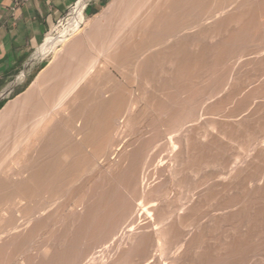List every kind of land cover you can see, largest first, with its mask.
<instances>
[{"label":"bare ground","instance_id":"obj_1","mask_svg":"<svg viewBox=\"0 0 264 264\" xmlns=\"http://www.w3.org/2000/svg\"><path fill=\"white\" fill-rule=\"evenodd\" d=\"M256 6L259 8L258 11ZM84 7V1H82L71 10L66 28L60 31L57 44L41 48L40 56L51 54L49 64L37 75L25 92L10 101L0 111V261L3 257L10 255L11 250L16 251L15 249L19 248L22 250V253H19L22 256L21 260L19 259V264H44L53 256L56 255L54 257L56 258L59 253L62 255L61 251L64 252V249L59 248L60 252H57V254L54 250L55 246L63 244L75 246L74 242L78 243L77 238L83 228L86 232L91 231L92 228V233L99 232V234H95V238L97 239L96 235L99 237L96 241L93 239L92 243L87 240L89 244H83L85 247L82 248L83 250L78 255V259L74 260L78 261L77 264H106L103 256L106 254L105 258L107 259L108 253L112 251H120V254L116 253V255H120L119 258L114 262L111 260L112 264H182L184 259L182 254L187 252L186 254L190 257L189 254L192 255L195 252L192 249L196 246L197 249L200 245L204 246L208 237L204 235L213 233L208 232V228L209 230L210 228L211 230L216 229L213 226L216 224L219 227L222 226L224 220H228L225 223L226 227H230L227 229L232 230L231 234L233 232L241 233V230H245L242 237L241 234H234V237L239 235L243 243L245 242L244 235L247 238L246 241L253 240V237L257 234L254 232L256 235L252 237V228H257L258 225L261 226L264 220L260 222V219L264 215H261V217L260 214L264 213L258 211L260 214L257 215V218V216H254L257 211L254 212L253 209L249 211L250 208L246 207L249 204L246 205V202L252 196L251 192H254L256 197L257 195L260 196L259 199L264 195V170H261L263 173L258 171L261 175L258 174V177L255 175L256 177L252 180L248 177L244 180V178L238 176L243 173L244 169L249 170L248 166L251 162H253L251 163L253 165L255 162L254 167L257 168V163L263 160L261 158H264V138L263 140L260 138V140H247L246 145H248L244 147L249 148L248 146L251 144L258 145V147H252L255 153L249 155L251 158L244 157L242 160L240 157L247 154L243 155L239 150L240 154L238 155L231 152L234 154L233 158L231 154L232 159L230 158L229 163L227 159L225 160L229 166L230 163L232 164L228 167L229 169L226 168L227 171L223 170L225 172L220 175L219 173L207 175L209 167L217 165L216 157H219L222 153L220 136H223V134L218 137L217 135L213 136L214 133L212 136L207 133L203 134V132H199L200 127L197 126L199 124L196 122L203 119L202 114L199 113L202 112L204 106L205 108L209 107L210 104L206 107L205 103L212 99L211 95L215 91L213 89L214 91L211 93L212 89L209 90L211 97L207 95L208 93L206 94V84L211 78H208L207 68L212 66L217 73L221 69L223 71L224 56L230 57L231 54H236L238 45L235 46V42L237 43L241 38L243 41L245 39L247 41L245 37H249L248 40H254L255 34L253 32L259 35L264 31L262 29L264 26L262 25L260 28L258 24L262 31L257 34L259 29L254 26V17L258 13L260 17H263V21L261 19L260 22L264 24V0H112L104 10L95 15L80 32L76 33V27L83 19ZM257 20H259V17ZM242 32H245L244 35L241 34ZM246 33H249L248 36H246ZM250 34H254V36L252 35L253 37L250 38ZM261 35L263 36V34ZM243 41L239 42L243 44ZM240 43L237 44L240 45ZM262 43L258 46H262ZM200 47H202V50ZM204 47H206L205 50ZM196 48L201 51L198 55H196L198 53ZM256 48L260 50L258 47ZM193 50L194 52H192ZM243 50L245 51V48ZM255 54L252 53V55ZM211 55L215 56V59H213V64L210 65L212 59L209 61L208 58L209 63H206V57H211ZM262 55L264 56V54ZM236 58L233 57V61H236L234 60ZM242 58L240 60L239 57L238 60L242 61L248 57ZM229 61L232 60L228 59L227 62ZM233 61L234 64L230 62L231 65H229L234 67L237 61ZM213 68H211L212 70L209 69V72L212 73ZM248 68H250V65H248ZM248 68L247 70H249ZM229 69L231 71V68ZM238 72L241 73L239 70ZM213 74L212 76H214ZM223 74L226 75V73ZM223 74L215 75L218 77L221 75L220 78H222ZM258 74L260 75L259 72ZM255 77L257 76L254 75V79ZM215 79L219 80V78ZM238 79L241 78H237V81ZM263 81H261V85L264 83ZM223 83L225 85V81ZM222 85L218 86L217 84L218 87ZM257 86L259 88L260 85ZM260 88L257 93L261 90ZM241 89L243 88H239V90ZM254 91L253 93L257 95L256 90ZM217 92L213 98L218 97L217 94L220 91ZM245 92L247 93V91ZM262 93L257 96L263 95ZM247 95L244 94L242 97ZM223 98L225 97L223 96ZM256 98L258 97H250L253 100ZM242 99L244 100L245 97ZM223 100L225 101V99ZM218 101L220 100L217 99L216 103ZM209 102L213 106L214 103ZM262 103L260 102L261 105ZM244 104L248 105L247 103ZM237 105L239 104L237 103ZM216 108L214 109L217 110ZM209 110L207 112L213 111ZM234 110L232 109V111ZM217 111L219 112V109ZM244 111L242 110V112ZM256 113L255 116L258 114ZM232 115L235 116V113ZM246 118L248 119V117ZM240 119L238 117V120ZM214 120H208L206 123L202 121L208 129L204 128L207 130L213 128L215 126ZM259 121L261 123V120ZM228 122H225V124ZM251 122L254 121L251 120ZM247 124L249 125L250 121ZM237 126L243 127L240 126V123H237ZM251 126L253 127V125ZM259 126L255 128L257 129ZM245 131L244 133L247 132ZM262 135L264 136V134ZM248 136L251 137L249 134ZM253 137L258 138L255 135ZM224 139L228 140L225 136ZM238 142H234L233 145ZM177 145L179 146L177 147ZM241 149L244 153L245 149L243 147ZM241 154L243 156H240ZM156 160L159 162L155 163ZM262 165L264 166V163ZM245 171L247 170H244V173ZM185 172L195 176V181H192L193 184L190 183L192 188L191 185L186 184L192 191L189 187H186L190 190L189 194L188 192L186 194H172L171 188H185V186H182L188 178L184 179L188 175ZM201 173H203L202 177H199V180L196 181ZM154 175L158 176L156 179L160 178L158 180L160 184L157 183L158 186L150 188V183L157 181L155 178L151 181ZM183 175L185 176L183 177ZM240 178L243 180L241 183ZM242 183L245 191L248 190V195L251 194L248 196L245 194L247 192L243 193L246 197H249L246 198V202L244 201V205L242 202L245 196L242 194V197L238 194H241V191L243 192L241 190L244 189L241 188ZM238 190L239 192H236ZM210 191H212L211 195L208 193ZM194 192H197V196H193ZM233 192L234 194L236 192V194H232ZM145 193L147 194L145 195ZM204 193L206 194L203 195ZM206 195L210 196L205 197ZM222 195L227 200L225 199V201L222 198L221 201L224 203L219 202V200L217 204H222L215 207L214 211H212L213 207L210 213H208L209 209L207 213H205L206 210H201L203 200H207L205 198H210L209 202H211L210 200ZM211 196L214 198L211 199ZM255 196L252 197L254 201ZM101 197H103L102 201L100 200ZM98 198L97 201H101V203L95 201ZM260 200L263 201L264 199ZM252 201L249 203L254 208L255 205ZM241 207H243L242 209L249 208V214L246 211L248 218H245L246 215H242L244 210ZM263 208L258 210L261 209L260 211L264 212ZM250 213H254L253 216L256 219H253ZM251 218L254 221L260 218L258 220L260 224L254 226L257 223ZM142 219L145 221L144 224L140 223L143 221ZM202 220H205L206 223L201 222ZM230 220L232 223L229 225ZM252 224L254 227L251 226ZM59 226L63 229L67 227L69 233H66L65 230L64 232L69 235H59L58 230L61 232V228H57ZM226 227L224 228L226 229ZM259 229L264 230V227ZM197 230L198 232L201 230L204 237L198 239L199 237L196 235L201 232L198 233ZM230 230L228 233L224 230L225 234H229L225 238L235 239L236 237L234 238L230 234ZM259 234L261 233L259 232ZM194 236L198 238L195 239ZM229 236H232V238ZM257 238L255 237L254 240ZM238 239L236 238V240ZM218 241H222V239ZM233 241H230L231 246L233 245L235 247L233 249L237 250L236 254L241 256L243 252L238 247L243 250L246 246L242 248L240 245L242 242L240 241H237L239 243L235 241L237 244L234 243L236 245L234 246ZM249 242L251 244L247 246L250 247L252 242L249 240L246 243ZM34 243H42L43 246L39 244L37 252L34 251L36 253L32 255L29 254V250H32L30 247H34L32 245ZM208 243L207 246H212V250H214L213 243H210L212 245ZM226 243L228 244V242ZM263 244L264 242L262 247ZM29 245L31 246L28 247ZM83 245H80L79 248ZM74 246L73 251L72 248H69L70 252L75 253ZM219 246H217V249H219ZM225 246L228 245L225 244ZM225 246H220V250L222 251ZM190 247L191 251H194L193 253H189L188 248L190 249ZM258 247L262 249L261 246L258 245ZM258 247L257 251L260 252ZM231 249L226 248L225 251L228 252H225V256L226 253H230ZM209 251H211V248ZM214 251H216V247ZM217 251L219 252V250ZM217 251L216 253H218ZM250 251L252 252V250ZM52 252L56 254L54 255ZM204 252L206 254L214 253H207V250ZM196 253L194 255H197ZM222 253H218V255ZM244 253L247 252L244 251ZM253 253L251 254L253 255ZM201 254L203 253L201 252ZM248 254L250 255V252L246 254L247 257H249ZM20 255L17 254L18 257L14 258V256L13 258L16 260ZM61 255L59 256L60 261L63 256ZM112 255L114 254L112 253ZM200 255L198 254L199 257H196L198 263L194 262L195 257L191 256L194 264H199V258L202 259L203 257ZM203 255L205 258V254ZM229 255L228 257L231 258ZM235 255L232 256L233 259L237 257ZM239 255L236 259L243 260L244 254L242 257ZM75 256L77 255L75 254ZM75 256L72 255L71 260L75 259ZM69 257L68 260H70ZM206 257L207 260L208 257L211 259V255ZM222 257L225 258V263H223V258V262L220 258V261L218 259H215L218 260L216 262L212 260L213 263L217 264L218 262L219 264L222 262L221 264H226L229 259L226 260L227 257H224V255ZM232 258L231 260H233ZM250 258L249 262H251L252 256ZM185 259L187 260V256ZM245 259L249 260V258ZM19 260L16 261L19 262ZM51 260L54 261V259ZM59 260L54 261L55 264H61L64 261L62 260L60 263ZM192 261L189 260L188 262ZM212 261L210 260V263ZM238 261H236L237 264L240 263ZM4 262L6 264L9 261L6 262L4 258ZM66 262L68 261L66 260ZM66 262L65 264H67ZM70 262L69 264H73V262ZM201 262L200 264H202ZM233 262L232 264H236L235 260ZM246 262L248 264V261ZM210 263L207 261V264Z\"/></svg>","mask_w":264,"mask_h":264},{"label":"rangeland","instance_id":"obj_2","mask_svg":"<svg viewBox=\"0 0 264 264\" xmlns=\"http://www.w3.org/2000/svg\"><path fill=\"white\" fill-rule=\"evenodd\" d=\"M107 6H108V5H107ZM107 6H106V7H107ZM106 7H104V8H106ZM104 8L101 9V10H99L97 13H95V14H93V15L86 14V15H85V18H83V19L80 21L79 25L76 27V33L80 32V31L84 28L85 24H86L87 22H89V21H90L95 15L99 14L102 10H104ZM256 9H257V11L259 10V8H257V6H256ZM67 14H68V11L62 16V18H61V19H62V22H61L59 25H57V24L55 23L54 27H53V28L47 33V35L45 36V38L41 41V43H40L39 47L37 48V50L34 51L33 57H34L35 61L33 62V65L31 66V68H29V69L27 70V72L23 73V77H22V79H21L20 81L17 82V86L13 89V91H12L10 94H7V96L5 97V100H3V102H2V103H4V105L7 104L9 101H12V100H13L14 98H16L18 95H20V94H22L23 92H25V91L29 88V86L32 84V82L34 81V79L37 77V75H38V74H39V73H40V72H41V71H42V70H43V69L49 64V60H50L51 54L49 53V55L47 54L46 56H40L39 53H40L41 48H42L43 46H53V45L57 44V42H58L57 39H59L58 36H60V31H61V30H64V29L66 28V22H67L68 18L70 17V15H67ZM262 15H263V14H262ZM258 17H259V20H257ZM254 18H255V21H256V23H255V21H254V26H255V28L258 27V24H259L260 28L262 27V25L264 26V24H262V22H260L261 19H262V21H263V17H262V16L260 17V14H259V13H258V15H256ZM64 22H65V23H64ZM263 23H264V22H263ZM64 24H65V25H64ZM255 24H256V25H255ZM254 26H253V27H254ZM59 27H60V28H59ZM58 28H59V29H58ZM260 28L258 27L259 31H257V34H258L259 32L262 31V30H260ZM262 29H264V27H263ZM247 32H248V31H247ZM250 32H251V31H250ZM58 33H59V34H58ZM244 33H245V32H244ZM244 33L242 32L241 34L244 35ZM253 33L255 34V37H253L254 34H252L253 36L250 34V35H251L250 38L253 37L254 40H253V39L248 40L249 37H245V38H247V41H246V39H245V41H243L242 38H241L240 40L237 41V43H240L239 41H243L242 43H243V44L245 43L244 45L241 44V43H240V45H239V44H237V43L235 42V44H236L235 46H237V45L239 46V47L237 46L238 48L236 47V50L238 51V53H237V51H236V54H235V55H234V54H231L230 57H228V56H224V59H225V60H224V68H223V66H221V68L224 69V70H223L224 72L221 71V70H222V69H221V70L218 71V73H217L216 70H215L212 66H210L211 64H213V62H214L213 59H215V56H212V55H211V57H209V56H210V55H209V56L206 57V61H207L206 63H209V62H208V58H209V61H210V59L213 60V61L211 60L212 63H209V64H210V65H209L210 67L207 68V72L210 74V75H209V74L207 73V74H208V78L211 77V78H210L211 80H210V79L208 80L209 82H207V84H206V85H207V87H206L207 89L205 88V89L207 90V91H206V94L208 93L207 95H208L209 97L212 96V99H211V100H208L207 103H205L206 107H208V104H210V105H209L208 108H205V106H204V109H202V112L199 113V114H202L201 116H202L203 119L199 120L200 122L198 121V122H196V123L199 124V125H197V126L200 127V129H201V130L199 129V132L201 131V132H203V134H204V133H205V134L207 133V134H210V135L212 136V134L214 133L213 136L217 135V137H218L219 135L223 134V136H222V135L220 136V139L222 140V141H220V142H221L220 145H221V147L223 148V150L221 151V152H222V153H221L222 156H221V155H220L219 157H216V156H215V157H216V161H217L218 163H216L217 165H214L213 167H212V166L209 167L210 169H208V171H207V173H206L207 175H212V173H214V174H218V173H219V175H220V174L224 173L225 171H227V170L229 169L228 167H230V166L232 165L231 163H230V166L228 165V163H229V161H230V158H231V154H232L231 152H233L235 155H238V154H240L241 152H242L243 155L247 154L248 156H247V155L243 156L242 154L240 155V156H243V157H240L242 160H243L244 157H246V158L249 157V155H251V153H252V154L255 153V151L253 150V148L258 147V145H257V146H256V145L254 146L253 144H251L250 146H248L249 148L244 147V146H247V145H248V144L246 145V143L248 142L247 140H253V139H254V140H260V139L263 140V138H264V136L262 135V134H264V133H263V131H264V129H263L264 126L262 127V126L260 125V124L264 125V124H263V123H264V114H263V113H264V106H262V105L264 104V102L262 103V101H264V97L262 98V96L264 95V90H263L264 87H261V86H264V83L261 85V81L264 80V79H263V78H264V76H263L264 73H262V72L264 71V66H263V65H264V62H263V61H264V56L262 55V54H264V39H263V38H264V31H262V33H260L259 35H256V32H253ZM246 34H247V33H246ZM248 34H249V33H248ZM248 34H247L246 36H248ZM261 34H263V36H262ZM250 35H249V36H250ZM256 37H258V38H256ZM259 37H260V41H261V42L259 41ZM256 39H257L258 41H257ZM255 40H256V41H255ZM252 41H254V42H252ZM258 42H259V43H258ZM262 42H263V43H262ZM251 43H253V44L251 45ZM257 43H258V45H261V43H262L263 48H262V46L259 47V46L257 45ZM247 44H248V45H247ZM249 45H251V46H249ZM253 45H254V46L257 45V46L254 47ZM240 46H242V47H240ZM246 47H249V48H248L249 51H248V49H247ZM253 47H254V48H253ZM256 47H258L261 51L263 50V52H261L260 50H258ZM205 48H206V47H204L203 49L205 50ZM239 48H240L241 50H240ZM244 48H245V51L243 50ZM250 48H252V49H250ZM196 49H197V51L199 50L198 48H196ZM200 49L202 50V47H200ZM255 49H256V50H255ZM194 50H195V49H194ZM194 50H193L192 52H194ZM206 50H208V49H206ZM239 50H240V51H239ZM246 50H247V51H246ZM250 50H251L252 52H251ZM197 51H196V53H197ZM257 51H258L259 53H261V54H259ZM199 52H201V51H198V53H197V54L195 53V54L198 55ZM245 52H246V53H245ZM249 52H250L251 54H250ZM240 53H241V54H240ZM242 53H243L244 55H243ZM252 53H253V54L256 53V54H255V55H252ZM245 54H246V55H245ZM257 54H258L259 56H258ZM239 55H240V56H239ZM250 55H251L252 57L255 56L257 59H256L255 57L252 58ZM256 55H257V56H256ZM236 56H237V58H236ZM242 56H243V58H247V57H248V58H247L248 60H247V59H243ZM245 56H246V57H245ZM249 56H250V57H249ZM262 56H263V57H262ZM213 57H214V58H213ZM225 57H227L229 60H232V61H233V59H232L233 57L236 58V59H234V60H236V61L239 59V57H240V60H241V58H242L243 60H242V61H239V60H238V61H239V62L237 61V64H238V65L235 63V66L233 67V66H230V65H231V64H234V63H232V61L227 62L228 59H226ZM230 58H231V59H230ZM250 59H251V60H250ZM262 59H263V60H262ZM244 60H247V61L245 62ZM258 60H260V61H258ZM236 61H233V62H236ZM243 61H244V63H243ZM252 61H254V62H252ZM230 62H231V64H230ZM249 62H251L252 64H250ZM259 62H260L262 65H261ZM226 63H227V64H226ZM240 63H242V64H240ZM247 63H248V64H247ZM229 64H230V65H229ZM245 64H247V65H246L247 67L245 66ZM253 64H255V66H257V67H259V68L253 66ZM256 64H258L259 66L256 65ZM207 65H208V64H207ZM207 65H206V67H207ZM239 65H240V66H239ZM248 65H250V68H248ZM229 66H230V67H229ZM242 66H243V67H242ZM261 66H262V67H261ZM225 67H229V68H231V71H230L229 68H225ZM238 67H239V68H238ZM240 67H241V68H240ZM253 67H254L255 69H254ZM211 68H213L215 72H214V71H213L212 73H211V71L209 72V69H211ZM232 68H234V69H232ZM235 68H236V70H235ZM245 68H246V69H245ZM247 68H248L249 70H247ZM226 69H227V70H226ZM228 69H229V70H228ZM240 69H242L243 71H241ZM250 69H252L254 72H253L252 70H250ZM256 69H257V70H256ZM211 70H212V69H211ZM238 70H239L241 73H239ZM246 70H247V71H246ZM255 70H256V71H255ZM260 70H261V71H260ZM262 70H263V71H262ZM225 71H226V72H225ZM227 71H228V72H227ZM245 71H246L247 73H246ZM249 71H250V72H249ZM257 71L260 73L261 76L258 74ZM222 72H223V73H226V75H224ZM248 72H249L251 75H250ZM213 73H214V74H213ZM219 73L223 74V77H222V78H220L221 75H219V77L215 75V74L218 75ZM243 73H245V74H243ZM254 73H255V74H254ZM256 73H257V74H256ZM261 73H262V74H261ZM212 74L215 76V78H219V80L217 79L219 82L214 78V76H212ZM228 74H231V75L228 76ZM239 74H240V75H239ZM246 74H247V75H246ZM248 74H249L250 76H249ZM253 74H254L255 76H257V77H255V79H254V75H253ZM245 75H246L247 77H246ZM233 76H234V78H233ZM235 76H236V78H235ZM242 76H243V77H242ZM252 76H253V77H252ZM258 76H260V77H258ZM226 77H228V78H226ZM261 77H262V78H261ZM213 78H214V79H213ZM225 78H226V79H225ZM237 78H241L242 80H241V79H238V81H237ZM244 78H245V79H244ZM246 78H248V79H246ZM250 78H251V81H250ZM259 78H260V79H259ZM212 79H213V80H212ZM220 79H221V81H220ZM232 79L235 80V81L233 82ZM261 79H262V80H261ZM222 80L225 81V85H224V83H223ZM227 80H229V81H227ZM248 80H249V81H248ZM255 80H256V81L258 80V82H256ZM259 80H260V81H259ZM230 81H231V82H230ZM254 81H255V82H254ZM236 82H237V84H236ZM242 82H243V83H242ZM248 82H249V83H248ZM253 82H254V83H253ZM263 82H264V81H263ZM215 83H216V84H215ZM222 83H223V85H222ZM238 83H239V84H238ZM241 83H242V84H241ZM250 83H251V84H250ZM259 83H260V84H259ZM212 84H213V86H211ZM214 84H215V85H214ZM217 84H218V86H219V85H222V86L218 87ZM227 84H228V85H227ZM231 84H232V85H231ZM252 84H253L254 86H251ZM234 85H235V86H234ZM237 85H239V86L236 87ZM241 85H242V87H241ZM257 85H260L259 88L261 87V88H260L261 90L258 91V93H257V90H259V88H258ZM232 86L234 87V89H232V88H233ZM244 86L247 87V88L245 89ZM250 86L253 87V88L251 89ZM256 86H257V87H256ZM208 87H211V88H208ZM213 87H214V88H213ZM221 87H222V90H221ZM254 87H256V88H254ZM217 88H218V92L220 91L219 93L217 92ZM239 88H243V89H245V90H243V89L239 90ZM211 89H212V90H211ZM213 89H214L215 91H214ZM219 89H220V90H219ZM225 89H227V90H225ZM228 89H229L230 91H229ZM236 89H238L239 91H237ZM247 89H248V90H247ZM250 89L252 90V92H251ZM209 90H211V93L214 91V93H212V95H211V93H210ZM254 90H256L257 95L260 94V93H262V91H263V93H262L263 95H261V96L259 95V96H260V98H259V96H257L255 93H253V92H255ZM226 91H227V92H226ZM228 91H229L230 93H229ZM231 91H232V92H231ZM236 91H237V92H236ZM245 91H247L248 95H247V93H246ZM248 91L251 92V93H249ZM216 92H217L219 95L217 94L218 97L213 98L214 94L216 95ZM221 92H222V93H221ZM223 92H224V93H223ZM239 92H240L241 94H240ZM259 92H260V93H259ZM209 93H210V94H209ZM226 93H227V94H226ZM228 93H229V94H228ZM235 93H236V94H235ZM238 93H239L240 95H239ZM220 94H221V95H220ZM231 94H232V95H231ZM244 94L248 96V97H247V96H244L246 100H245V99H244V100L242 99V98H244V97H242ZM251 94H252V95H251ZM210 95H211V96H210ZM229 95H230V96H229ZM234 95H235V96H234ZM254 95H256V96H254ZM208 96H207V97H208ZM219 96H220V97H219ZM223 96H224L225 98H223ZM226 96H227V97H226ZM237 96H238V97H237ZM239 96H240V97H239ZM209 97H208V98H209ZM214 97H215V96H214ZM228 97H229V98H228ZM231 97H232V99H231ZM250 97H252V98H254V97H258L259 99L256 98V99L253 100V99H250ZM208 98H207V99H208ZM220 98H221V99H220ZM227 98H228V99H227ZM236 98H238V99H236ZM209 99H210V98H209ZM215 99H216V100H215ZM217 99L220 100V101H222V102L218 101V103H216V102H217ZM223 99H225V101H224ZM241 99H242V100H241ZM236 100H237V102H236ZM255 100H256V102H255ZM209 101L213 102V103H214L213 106H214V105H215V106L213 107L212 104H211ZM214 101H215V102H214ZM227 101H229V102H227ZM232 101H233V102H232ZM244 101H245V102H244ZM235 102H236V104H235ZM239 102H240V103H239ZM241 102H242V103H241ZM252 102H253V103H252ZM257 102H259V103H257ZM260 102L262 103V105L260 104ZM237 103H238L239 105H237ZM244 103H247L248 105L251 104V105L248 106V105H246V104H244ZM249 103H250V104H249ZM221 104H222V105H221ZM232 104H233V105H232ZM254 104H255V105L257 104V105L255 106ZM4 105H3V106H4ZM142 105H143V104H142ZM217 105H218V107H217ZM219 105L222 106V107H220ZM226 105H227V106H226ZM241 105H242V106H241ZM252 105H253V106H252ZM259 105H260V106H259ZM211 106H212V107H211ZM233 106H235V107H233ZM239 106H241V107H239ZM257 106H258L259 108H258ZM210 107H211V108H210ZM216 107H217V108H216ZM230 107H231V108H230ZM252 107H254V108L252 109ZM1 108H2V107H1ZM1 108H0V109H1ZM214 108H216L217 110L219 109V112H220V113H219L217 110H215ZM225 108H228V109L225 110ZM235 108H236V109H235ZM241 108H242V109H241ZM244 108H245V111H246V112L244 111ZM246 108H247V109H246ZM248 108H249V109H248ZM255 108H256V109H255ZM205 109H206V110H205ZM209 109H210V110H209ZM220 109H221V110H220ZM232 109H233V110L235 109V110L232 111ZM240 109H241V110H240ZM260 109H261L262 111H261ZM208 110H209V111L213 110V111H211V112H207ZM242 110H243L245 113L242 112ZM223 111H224V112H223ZM225 111H226V112H225ZM227 111H228V112H227ZM235 111H237V112H235ZM238 111H239V114H238ZM247 111H248V112H247ZM252 111L254 112V114H253ZM255 111H256L259 115H258ZM214 112H216V113H214ZM222 112H223V113H222ZM233 112L235 113V116L232 115V116H233V118H232L231 114H234ZM240 112H241V113H240ZM250 112H251V113H250ZM205 113H206V114H205ZM208 113H209V114H208ZM225 113H226V114H225ZM255 113L257 114L256 116H255ZM203 114L205 115L204 117H203ZM215 114H216V115H215ZM228 114H229V117H230V118L228 117ZM244 114H245V116H244ZM248 114H249V115H248ZM250 114H251V116H253V117H251ZM261 114H263V115H262L263 117L261 116ZM222 115H223V116H222ZM224 115H226V116H224ZM218 116H219V117H218ZM249 116H250V117H249ZM258 116H259V118L261 117V119L257 118ZM205 117H207V118H205ZM210 117H213V118H210ZM214 117H216V118H214ZM220 117H221V118H220ZM226 117H228V118H226ZM238 117H239V119H240V118H243V119L238 120ZM246 117H248V119L251 118V119L249 120V121H250V124H249V125L247 124V123H249V121H248V119H247ZM209 118H210V119H209ZM218 118H219V119H218ZM234 118H236V119H234ZM204 119H205V120H204ZM206 119H207V121H206ZM211 119H212V121L215 119V120H214V122H215L214 125H215V126H214L213 128H209V130H207V129H208V128H207V125L205 126L204 123L208 122V120L210 121ZM220 119H221V120H220ZM246 119H247V120H246ZM257 119H258V120H257ZM203 120H204V121H203ZM225 120H226V121H225ZM228 120H229V122H228ZM234 120H235V125H234ZM244 120H245V121H244ZM251 120L254 121V122H251ZM259 120H261V123H260ZM202 121H203L204 123H203ZM222 121H223V122H222ZM224 121H225V122H228V123L225 124ZM231 121H232V122H231ZM242 121H243V123H242ZM246 121H247V122H246ZM255 121H256V122H255ZM219 122H221V123L219 124ZM236 122H237V123H240V126H243V127H238ZM252 123H253V124H252ZM258 123H260V124H259L260 126L257 125ZM200 124H201V126H200ZM203 124H204V125H203ZM216 124H217V125H216ZM228 124H229L230 126H229ZM242 124H244V125H242ZM219 125H220L221 128L219 127ZM223 125H224L225 127H224ZM231 125H232V126H231ZM247 125H248V126H247ZM251 125H253V127H252ZM255 125H256V126H255ZM222 126H223V127H222ZM233 126H234V127H233ZM250 126H251V128L249 129ZM258 126H259V128L256 129L255 127H258ZM201 127H202L203 129H202ZM204 127H206L207 129L204 128ZM229 127H230V128H229ZM237 127H238L239 129H238ZM261 127H262V128H261ZM214 128H216V129H214ZM224 128L229 129V130H226V129H224ZM232 128H234V129H233L234 132H233ZM236 128H237V130H236ZM246 128H248L249 130L246 129ZM260 128H261V129H260ZM204 129H205V131H204ZM210 129H211V130H210ZM243 129H245L248 133H247L245 130H243ZM206 130H207V131H206ZM218 130H219V131H218ZM223 130H224V131H223ZM230 130H231V131H230ZM250 130H252V131H250ZM253 130H254V131H253ZM235 131H236V132H235ZM241 131H242V132H241ZM244 131H245L246 133H244ZM209 132H210V133H209ZM215 132H216V134H215ZM230 132H232V133H230ZM254 132H255V134H254ZM256 132H257V133H256ZM228 133H229V134H228ZM234 133H235V134H234ZM240 133H242V134H240ZM201 134H202V133H201ZM230 134H231L232 137L234 136V138H232V137L230 136ZM233 134H234V135H233ZM244 134H246V135L244 136ZM248 134H249L252 138L249 137ZM252 135H253V136L255 135V136L258 137V138L256 139V138L253 137ZM260 135H261V136H260ZM224 136H225V138H228V140H227V139L225 140V139H224ZM237 136H238V137L240 136L241 138H240V137L238 138ZM243 136H244L245 138H244ZM229 137H230V139H229ZM237 138H238V139H237ZM243 138L246 139V140H244ZM248 138H249V139H248ZM259 138H260V139H259ZM231 139H233V140H232V141H233L232 143H231ZM239 139H240V140L242 139V140L240 141ZM229 140H230V142H229ZM235 140H236V141H235ZM237 141H239V142H238V143H235V144L233 145V143H234V142H237ZM244 142H245V143H244ZM223 143H224V144H223ZM227 143H229V144H227ZM222 144H223V145H222ZM225 144H227V145H225ZM224 145H225V146H224ZM229 145H230V146H229ZM232 145H233V147H232ZM252 145H253V146H252ZM178 146H179V145H177V147H178ZM230 147H231V148H230ZM235 147H236V149H235ZM242 147H243V149H245V152H244V153H243V150L241 149ZM252 147H253V148H252ZM226 148H227V149H226ZM246 148H247V149H246ZM225 149H226V150H225ZM228 149H230V150H228ZM231 149H233V150H231ZM250 149H251V151H249ZM224 150H225V151H224ZM238 150L240 151V153H239ZM223 151H224V152H223ZM237 151H238V152H237ZM229 152H230V153H229ZM249 152H250V153H249ZM224 153H226V154H224ZM248 153H249V154H248ZM219 154H220V153H219ZM234 154H232V158H233V155H234ZM227 155H228L229 159H228V157H226ZM254 155H255V154H254ZM254 155H252V156H254ZM223 156H225L226 158L223 157ZM213 157H214V156H213ZM215 157H214V158H215ZM214 158H212V159H214ZM218 158H219V159H218ZM220 158H221V159H220ZM223 158H224V159H223ZM232 158H231V159H232ZM249 158H251V157H249ZM249 158H248V160H250ZM217 159H218V160H217ZM226 159H227L228 163L225 161ZM262 159L264 160V158H261V160H262ZM158 160H159V159H158ZM158 160H156L155 163L159 162ZM219 160H221V161H219ZM244 160H245V159H244ZM263 160H262V161H263ZM223 161H225L227 164H226L225 162H223ZM250 161H251V160H250ZM262 161H260V163H257V164H258V167H257V168L254 167L255 162H254V165L251 164V163H253V162H251V163L249 164V166H248V167H249V170H248V169H244V170H247V171H245V173H244V170H243V173H241V175H239L238 177H241L242 179L244 178V180H245V178L248 177V178H250V179L252 180V179L255 178L258 174L263 173L262 171L264 170V166H263L262 164H263L264 162H262ZM219 162H220V163H219ZM231 162H232V161H231ZM257 162H259V161H257ZM155 163H154V164H155ZM196 163H197V162H196ZM193 164H194V163H193ZM222 164H223V165H222ZM224 164H226V165H224ZM260 164H261L262 166H261ZM197 165H198V164H197ZM218 165L220 166L219 168H218ZM251 165H253V166H251ZM153 166H154V165H153ZM216 166H217V170H216ZM223 166H224V167H223ZM226 166H227V167H226ZM250 166H251V168H250ZM256 166H257V165H256ZM259 166H260L261 169L259 168ZM151 167H152V166H151ZM222 167H223V168H222ZM248 167H247V168H248ZM152 168H153V167H152ZM214 168H215V169H214ZM226 168H228V169H226ZM252 168H253V169H252ZM211 169H212V170H211ZM256 169H257V170H256ZM262 169H263V170H262ZM223 170H225V171H223ZM250 170H252V171H250ZM261 170H262V171H261ZM213 171H214V172H213ZM215 171H216L217 173H216ZM258 171H259L260 173H259ZM220 172H221V173H220ZM251 172H253V173H251ZM185 173H187L188 175H186V174H185L186 176L183 175V177L185 176L184 179L187 178V177H188L189 179L187 178V180H186L187 182H186L185 184H183L182 186H185V188H186V187L188 188V187H189L191 184H193V182L195 181V176L190 175L189 172H185ZM210 173H211V174H210ZM247 173H248V174H247ZM254 173H255V174H254ZM202 174H203V173H201V175L198 176V178H196V181L199 180V177H200V178L202 177ZM249 174H250L251 176H250ZM243 175H244V176H243ZM247 175H248V176H247ZM255 175H256V176H255ZM260 175H261V174H260ZM242 176H243V177H242ZM252 176H253V177H252ZM156 177L158 178L157 175H154L153 178L151 179V181H153L154 178L156 179ZM193 177H194V178H193ZM257 177H258V176H257ZM241 178H240V179H241ZM155 179H154V180H155ZM240 179H239V180H240ZM242 179H241V180H242ZM156 180H157V181H153V182L150 181V182H151V183H150V184H151V185H150V188H152L153 186H158V184H160V182L158 183V180H160V178H159V179H156ZM189 180H190V181H189ZM241 180H240V183L243 182V180H242V181H241ZM247 180H248V179H247ZM192 181H193V182H192ZM248 181H249V180H248ZM154 182H155V183H154ZM191 182H192V183H191ZM157 183H158V184H157ZM190 183H191V184H190ZM240 183H239V186H240ZM152 184H153V185H152ZM186 184H188L189 186L186 185ZM241 185H242V186H241V188H242V187H243V183H242ZM190 187L192 188V185H191ZM190 187H189V189H190ZM183 188H184V187L175 188V189H174V188H171L172 194H173V193H177V194H178V193H185V194H186L187 192H188V194H189L190 190L192 191V189L188 190L187 188H186V189L184 188V191H183ZM243 188H244V187H243ZM177 189H178V190H177ZM173 190H174V191H173ZM175 190H176V191H175ZM179 190H180V191H179ZM181 190H182L183 192H182ZM186 190H188V191H186ZM239 190H240V188H239ZM239 190L236 191V192H239ZM241 190H243V192H242ZM241 190H240V191H241V194L238 193L239 196H242V194L245 193V192H247V193H245V194L248 195L249 192H248L247 189H246V191H245V188H244V189H241ZM211 192H212V191H210V192H208V193L210 194ZM236 192H235V194H236ZM194 193H195V192H194ZM196 193H197V192H196ZM196 193H195L193 196H195ZM208 193H207V194H208ZM146 194H147V193H145V195H146ZM205 194H206V193H204L203 195H205ZM232 194H234V192H233ZM235 194H234V195H235ZM238 194H237V195H238ZM245 194H243V196H245V197L242 196L244 199L241 197V198L243 199V202H242L243 205H244V201L246 202V198H249V197H248L249 195L252 194V196H251L250 198H252V197L255 196V195H254V192H251V194H249L247 197H246ZM182 195H183V194H182ZM210 195H211V194H210ZM210 195H208V196H210ZM196 196H197V195H196ZM208 196L206 195L205 197H208ZM144 197L146 198L147 196H144ZM171 197H173V195H171ZM211 197H212L211 199L214 198L213 196H211ZM218 197H219V198L221 197V199H219ZM259 197H260V196H258V195H257V197L255 196V201H256L257 203L254 201L253 198H252V199L249 198L248 202H246L247 204H246V203H245V204H246V205L249 204V206H246V207H249L250 209H249V208H246V207H245L246 209H245V208L242 209L244 206L241 207V209L244 210V212L241 211V212L243 213L242 215H244V216L246 215V216H247V214H246L247 212H246V211H248V209H249V211H251L252 209H253L254 212L257 211L255 214L253 213L254 216H257V215L260 214V213H264V212L260 211L261 209L258 210L259 208H263V207H264V200H263V201L260 200V199H262V198L264 199V195L261 196L260 199H259ZM217 198H218V199H217ZM222 198H223L224 200H225V199L227 200V198H225L224 195L215 197L213 200H210L211 202H209V199H210V198H205V199H207V200H206V201L203 200V204H204L205 202H207V201H208V202L206 203L207 205L205 204L206 206H205V205L203 206V204H202L201 210H202V209H203L204 211L206 210L205 213H207V211H208V209H209L210 211H209L208 213H210V212H211V209H212V207H213L214 209H212V211H214V210H215V207L219 206V204H220V205L222 204V203H218V204H217V202H218L219 200H220L219 202H223V201H221V200H223ZM101 199L103 200V197H101L100 200H101ZM256 199H257V200H256ZM258 199H259V200H258ZM97 200H99V198L95 200L97 203H101V201H102V200H101V201H97ZM144 200H145V199H144ZM215 200H216V201H215ZM226 200H225V201H226ZM250 200H251V201L253 200L252 203L255 205L254 208H253V206H250V203H251ZM145 201H146V200H145ZM212 201H214L215 203H213ZM158 202H159V201H158ZM249 202H250V203H249ZM254 202H255L257 205H256ZM208 203H210V204H208ZM223 203H224V202H223ZM260 203H263V204L261 205ZM259 205H260L261 207H260ZM256 206H258V207H256ZM262 206H263V207H262ZM205 207H207V208H205ZM251 207H252V208H251ZM216 209H217V208H216ZM241 209H239V210H241ZM263 209H264V208H263ZM263 209H262V210H263ZM204 211H202V212L204 213ZM249 211H248V214H249ZM258 211H259L260 213H259ZM241 212H240V213H241ZM205 213H204V214H205ZM244 213H245V214H244ZM251 213H252V212H251ZM251 213H250V214H251ZM201 214H202V213H201ZM253 214H251V216H252V218L254 219L255 217L253 216ZM202 215H203V214H202ZM207 215H208V214H207ZM242 215H241V216H242ZM261 215L263 216L264 214H260V216H261ZM244 216H243V218L240 217L242 221H243V219H244ZM258 216H259V215H258ZM258 216H257V218H258ZM262 216H261V217H262ZM261 217H260V218H261ZM208 218L210 219V217H208ZM208 218H207V219H208ZM245 218H248V216L245 217ZM249 218H250V217H249ZM252 218H251V219H252ZM260 218H259V219H260ZM207 219H205V220L208 221ZM253 219H252V220H253ZM255 219H256V218H255ZM259 219H258V220H259ZM142 220H143V219H142ZM205 220H202L201 222H205ZM245 220H246V219H245ZM258 220H257V221L255 220L257 224H255L254 226H257L258 223L260 224V222H261L262 220H264V216H263V218L260 219V222H258ZM146 221H148V220H146ZM226 221H228V220H224V221H223V224H221L222 226H220V227H219L218 224H216L215 226H213V227H216V229L213 228V230H211V228H210V230H209V228H208V232H209V231H210V232H213L215 235L212 233L211 235H213V236H211L210 234H208V232H207L208 235H204V236H208L206 239H207V241H210V242L208 243V242L205 240V245H204V243H203L204 246L200 245V247H199L200 250H201V249L203 250V249L205 248L203 251H200L199 249H197L198 247L196 246L194 249H192V250L195 251V252H194V251H193V252H194V253H196V252H198V251H200V252H199V253H196L197 255H194V253L191 251V247H190V249L188 248V250H189L190 252H189V251H188V252H189V253L192 252L193 254H192V255L189 254L190 257H188V254H186V253H187V252H186L185 254H182V255H183L182 258L184 257V259H185L186 256H187V260L190 258L189 260L192 261V260H191V259H192L191 256H192L193 258L195 257V258H194V262H197L198 260H196V257L198 256V254L200 255L201 252H202L203 254H205V258H204V255H203V254H201L200 256H201V257L203 256L202 259L204 258V259L206 260V262H205L204 259L202 260L201 258H199V264H200L201 261H202V262H201L202 264H203L204 262H205L204 264H207V261H209V263H210V260H211V261L214 260L215 262L218 261V260L220 261V258L222 259V258H223V257H222L223 255H224V257H227L226 260L229 259V260L226 262V264H227V263H228V264H232V262H233L234 260H235V262H236L237 260H239L238 262H240V263H241L242 261H244L242 264H247V262L245 263V261H248V264H249V263H250V264H264V248H263L264 246L262 247V243L264 242V238H263V236H264V235H263V234H264L263 231H264V230H263V229H262V230L259 229L260 227H264V223H263L264 221H262L263 224L261 223V226L258 225V227L260 226L259 228H258V227H257V228H256V227H255V228H252V229H253V235H252V237H253L254 235L257 234L258 238H257V236H254V237H253V240H252V239H249V240L252 242V246L250 245V247L247 246V245H249V244H251V243H250V242H249L248 244L246 243V242L249 241V240L246 241L247 238L245 237V235L243 236L244 239H245V240H244V241H245L244 243H246L245 245H243L244 243H243V242L241 241V239L239 238L240 236L242 237V234L244 233L245 230H241V233H239V232H238V233H237V232H233V234H231L232 230L229 229V230H230V234H231L232 236H233L234 234H235V235H236V234H241V235H240V236L238 235V237L235 236L237 239L239 238L238 240H236V238H235L234 236H233V237H234L235 239H232V240H231L230 238H229L230 240L225 238L226 235H229V234H225L226 232H227V233L229 232V230L227 229L229 226H228V223H227V226H228V227H226V223H225ZM253 221H254V220H253ZM253 221H252V222H253ZM255 221H254V222H255ZM144 222H145V221L143 220V221H141L140 223H143V224H144ZM153 222H154V221H153ZM153 222H152V224H153ZM233 222H235V221H233ZM205 223H206V222H205ZM211 223H213V222L211 221ZM230 223H232L231 220L229 221V225H230ZM213 224H214V223H213ZM213 224H210V225H213ZM253 224H254V223H253ZM253 224H252L251 226H253ZM223 225H225V226H223ZM254 226H253V227H254ZM217 227H218V228H217ZM221 227H223V228L221 229ZM224 227H226V229H227L228 231H227ZM231 227H232V225H231ZM57 228H58V229L61 228V229H60L61 232H59V230H58V234H59V235H62V236H63V234H65L64 230L66 231V233H67V232L69 233V230H68L67 227H64V229H63V227L59 226V227H57ZM229 228H230V227H229ZM62 229H63V232H64V233L62 232ZM194 229H195V228H194ZM218 229H219V230H218ZM255 229H257V230H255ZM258 229H259L260 231H259ZM215 230H216V231H215ZM220 230H221V231H220ZM222 230H223V231H222ZM224 230H225L226 232H225ZM91 231H92V228H91ZM91 231H89V232L87 231V232H88V235L86 234L87 232L85 231L84 228H83V231H82V230L80 231V235H78V238H77V239H78V240H77L78 243H77V242H74V243H75V246L73 245V246L75 247V249H76L75 253L69 251L71 248H72V249H71L72 251H73V249H74L73 246H71V245L68 246V245H66V244H63V245H58V246H59V247L57 246L58 248H57L56 246L54 247V250H56V253H57V252H60V251H59V248L62 249V250L64 249V250H63L64 252H65V250L67 249V250H66V255H65L64 252H62V251H61V253H62L63 256H62L60 253H59V254L57 253L59 256L61 255L62 258H65V259L68 261V262H66L65 259L60 258L61 261L64 260V261H63L64 263L62 262L63 264H65V262H66L67 264H69V261L73 262V264H74V262H75V264L78 263V261H74V260L78 259L77 257H78V255L82 252V250H83L82 248H84L86 244H89L90 242L92 243V242L94 241L93 239H95V241H96V240L98 239V237H99V236L96 235L97 239L95 238V234H99V232L92 233ZM197 232H198V230H197ZM199 232H201V233H199ZM199 232H198L199 234H198V233H195V234H198V235H196V236L199 237V238H198V237L194 236L195 239H196V238L201 239L200 237H204L203 234H202V231L199 230ZM224 232H225V233H224ZM254 232H255L256 234H255ZM257 232H258V233H257ZM259 232H260L261 234H259ZM82 233H83V234H82ZM223 233H224V234H223ZM89 234H92V235L94 234V236H92V235L89 236ZM219 234H220V235H219ZM68 235H69V234H68ZM68 235L65 234V236H68ZM200 235H202V236H200ZM209 235H210L212 238H211ZM216 235H218V236H216ZM222 235H224V236H222ZM260 235H261V236H260ZM215 236H216V238H215ZM219 236H220V237L222 236V237H221L222 241H218V240H221ZM232 236H229V237L232 238ZM259 236H260L261 238H260ZM89 237H90V239H88ZM213 237H214V238H213ZM252 237H251V238H252ZM255 237L257 238L256 240H254ZM208 238H209V240H208ZM218 238H219V239H218ZM223 238H224V239H223ZM211 239H213V240H211ZM214 239H217V240L214 241ZM225 239H226L227 241H226ZM262 239H263V241H262ZM87 240H89V243H88ZM92 240H93V241H92ZM233 240H235L236 242H237V241L242 242L243 244H242V243L240 244L241 247L244 248V246H246L247 249H249V250H247V249H245V248H246V247H245V248L242 250L240 247H238V248L240 249V251L243 252L244 256H245L247 253L250 252V255L248 254L249 257H247V255H246V257H245V258H249V260H248V259H245L244 256H243V254H242L241 256L238 254L240 257L243 256V257H242L243 260L240 261V259H236V258H238V255L236 254V253H237V252H236L237 250H234V249H233V248H235V247H233V245L231 246V244H232L231 242H232ZM260 240H261V241H260ZM230 241H231V242H230ZM235 241H233V244H234V243H235V244L239 243V242L236 243ZM214 242L218 243L219 245L221 244L220 246H222V247L225 246V244L228 245V246H225V248H222V249L224 250V251L222 250L224 254H223L222 251L220 250L221 247L217 244V246H219V249H217L216 243H214ZM219 242H220V243H219ZM224 242H225V243H224ZM226 242H228V244H227ZM254 242H255V243H254ZM258 242H260V243L262 242V243L260 244V243H258ZM74 243H73V244H74ZM207 243H208V244L213 243L214 250H215V247H216V251L219 250V252H218V251H217V252H218L219 254L222 253L223 255H222V254H221L222 256H221V255H218V253H216V251L212 250V249H213L212 246H210V247H208L209 245L207 246ZM229 243H230V244H229ZM257 243H258V244H257ZM39 244L43 246L42 243H37V244L34 243V244H32L34 247H30L31 245H29L28 247L32 248V250H29V252H30L29 254H32V255H33V253L35 254V253L37 252V250H38L37 247L40 246ZM79 244H80V245L85 244V245H83V246H81V248H79V247H80ZM235 244H234V246H236ZM254 244H255V245H254ZM210 245H212V244H210ZM229 245H230L231 247H230ZM256 245H257V246H256ZM258 245L261 246L260 248H262V249H259ZM263 245H264V244H263ZM35 246H36V247H35ZM60 246H61V247H60ZM64 246H65V247H64ZM66 246H68V248H66ZM198 246H199V245H198ZM28 247H27V249H28ZM77 247H78V248H77ZM202 247H204V248H202ZM206 247H208L209 249L211 248V251H209V249L206 248ZM227 247L232 248V249L229 251L230 253H228V254L226 253V256H225V252H228V251H225ZM248 247H249V248H248ZM252 247H253V248H252ZM254 247H255L256 249H255ZM257 247H258V250H259L260 252L257 251ZM21 248H22V247H21ZM30 248H29V249H30ZM40 248H42V247H40ZM69 248H70V249H69ZM238 248H237V249H238ZM33 249H34V250H33ZM35 249H36V250H35ZM253 249H255V250L253 251ZM15 250H16V251H14V250L12 251V250H11V252H9V254H10V255H13V256L8 255L7 257H6V256L3 257V258L1 259L2 261H0V262H1L0 264H5V262H4V258H5V261H6V262L9 261V262L6 263V264H19V263H20V260H21V257H22L19 253H20V252L22 253V250H20L19 248H16ZM77 250H78V252H77ZM79 250H80V252H79ZM196 250H198V251H196ZM206 250H207V253H208V252H209V253H210V252H211V253L214 252L215 254H214V253H213L214 255H213V254H206V253L204 252V251H206ZM227 250H229V249H227ZM233 250L235 251V254H236V255L234 254V251H233ZM250 250H252V252H251ZM17 251H18V253H16ZM34 251H36V252H34ZM52 251H53V250H52ZM220 251H221V252H220ZM232 251H233V252H232ZM238 251H239V250H238ZM244 251L247 252V253L245 254ZM256 251H257V252H256ZM231 252H232V253H231ZM242 252H240V253H242ZM253 252H254V253H253ZM261 252L263 253V255H262ZM56 253H55V252H52V254H54V255H55ZM68 253H71V254H68ZM77 253H78V254H77ZM109 253H110V254H109ZM109 253H108V255H107V259L105 258L106 254H105V256H103V257H104V261L106 262V264H112V263H113L114 261H116V260L119 258V256H120V255H119V254H120V251H117V252H116V251H114V252L112 251V252H109ZM112 253H113L115 256L112 255ZM116 253H119V254L116 255ZM238 253H239V252H238ZM251 253H253V255H252ZM17 254H18V256L20 255V257H19L18 259H16V260H19V259H20L19 262L16 261V260L14 259V258H17V257H18ZM75 254H76L77 256H75ZM229 254H233V255H235V256H237V257H235V259H233V258H232L233 255H229ZM254 254H258V255H255V256H254ZM58 255H57V256H58ZM69 255H70L71 258L69 257ZM72 255L75 256V259H73V260H71V259H72ZM185 255H186V256H185ZM210 255H211V259H210V257H208L209 259L207 260V259H206V258H207L206 256H210ZM228 255L231 256V258H232L233 260H231V258H229ZM14 256H15V257H14ZM55 256H56V255H55ZM55 256H53L51 259H54V261L56 262V260H59V256L56 257V258H54ZM64 256H65V257H64ZM67 256L69 257L70 260H68V257H67ZM111 256H112L113 258H112ZM117 256H118V257H117ZM213 256H215V257H213ZM250 256H252V260H251V262H249L250 259H251ZM13 257H14V258H13ZM66 257H67V258H66ZM115 257H116V259H115ZM198 257H199V256H198ZM212 257H213V259H212ZM216 257H218V258H216ZM233 257H234V256H233ZM57 258H58V259H57ZM108 258H109L110 260H109ZM8 259H11V260H8ZM51 259H48V260H49V263H48V260L46 261V263H44V262H43V263H44V264H53V263L55 264V262H54V261L52 262ZM184 259H183V263H185V264H192V263H193V264H194L193 261H192V262H188L189 260L187 261L186 259H185V260H184ZM200 259H201V260H200ZM215 259H218V260H215ZM223 259H224V262H223ZM223 259H222L221 261H222L223 263H225V258H223ZM244 259H245V260H244ZM50 260H51V261H50ZM107 260H108V261H107ZM111 260H112L113 262H112ZM59 261H60V260H59ZM59 261H58V262H59ZM61 261H60V263H61ZM185 261H187V262H185ZM230 261H231V263H229ZM3 262H4V263H3ZM15 262H16V263H15ZM58 262H57V263H58ZM71 262H70V263H71ZM110 262H111V263H110ZM215 262L213 263V261H212L211 263L215 264ZM222 262H221V263H222ZM62 263H61V264H62ZM181 263H182V259H181ZM183 263H182V264H183ZM197 263H198V262H197ZM197 263H195V264H197ZM211 263H210V264H211ZM221 263H219V264H221ZM233 263H234V262H233ZM240 263H238V264H240ZM37 264H39V263H37ZM40 264H41V263H40ZM217 264H218V262H217ZM236 264H237V262H236Z\"/></svg>","mask_w":264,"mask_h":264},{"label":"crops","instance_id":"obj_3","mask_svg":"<svg viewBox=\"0 0 264 264\" xmlns=\"http://www.w3.org/2000/svg\"><path fill=\"white\" fill-rule=\"evenodd\" d=\"M77 1L0 0V105L33 65V54L41 41ZM111 1L87 0L83 18Z\"/></svg>","mask_w":264,"mask_h":264},{"label":"built area","instance_id":"obj_4","mask_svg":"<svg viewBox=\"0 0 264 264\" xmlns=\"http://www.w3.org/2000/svg\"><path fill=\"white\" fill-rule=\"evenodd\" d=\"M82 1H84V6H85V4H86V1L87 0H78L69 10H68V14L67 15H69L70 13H71V10L72 9H74L76 6H77V4L78 3H80V2H82ZM84 9H85V7H84ZM62 22V19H59L57 22H56V24L57 25H59L60 23Z\"/></svg>","mask_w":264,"mask_h":264},{"label":"trees","instance_id":"obj_5","mask_svg":"<svg viewBox=\"0 0 264 264\" xmlns=\"http://www.w3.org/2000/svg\"><path fill=\"white\" fill-rule=\"evenodd\" d=\"M4 103H1L0 107H3Z\"/></svg>","mask_w":264,"mask_h":264}]
</instances>
